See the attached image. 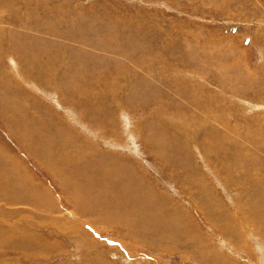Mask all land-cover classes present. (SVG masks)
I'll use <instances>...</instances> for the list:
<instances>
[{
  "label": "rangeland",
  "instance_id": "1",
  "mask_svg": "<svg viewBox=\"0 0 264 264\" xmlns=\"http://www.w3.org/2000/svg\"><path fill=\"white\" fill-rule=\"evenodd\" d=\"M0 264H264V0H0Z\"/></svg>",
  "mask_w": 264,
  "mask_h": 264
},
{
  "label": "bare ground",
  "instance_id": "2",
  "mask_svg": "<svg viewBox=\"0 0 264 264\" xmlns=\"http://www.w3.org/2000/svg\"><path fill=\"white\" fill-rule=\"evenodd\" d=\"M48 158V157H47ZM104 169V168H103ZM101 170H102V168H101ZM102 174V173H101ZM105 174V173H104ZM127 175V174H126ZM120 177V176H119ZM91 179V178H90ZM99 180V179H98ZM100 183H101V181H100ZM103 183V182H102ZM126 183H128V182H126ZM124 185V184H123ZM129 185V184H128ZM102 186V185H101ZM26 189V188H25ZM128 190V189H127ZM103 191V190H102ZM32 192V191H31ZM129 192H130V190H129ZM122 193V192H121ZM96 196V195H95ZM103 196V195H102ZM84 199V198H83ZM89 199L90 198H85L84 199V201L86 202V206L84 207V208H87L88 206H92L93 204L92 203H90V202H95L96 200L98 201V202H100V199L98 198V196L96 197V199H95V201H94V198H93V200L92 201H89ZM77 201H81V199L80 200H77ZM96 201V202H97ZM125 201H126V199H125ZM120 202V201H119ZM101 205V204H100ZM112 208V207H111ZM88 209V208H87ZM101 209V208H100ZM102 210V209H101ZM100 210V211H101ZM104 210V209H103ZM93 211V210H92ZM111 211V210H110ZM124 211V210H123ZM95 212V211H94ZM90 213V212H89ZM107 213V212H106ZM125 213V212H124ZM120 216H122V215H120ZM119 217V216H118ZM115 218V217H114ZM156 218V217H155ZM102 219V218H101ZM105 221H106V219H105ZM141 221V220H140ZM157 221V220H156ZM110 222V221H109ZM134 222V221H133ZM159 222V221H158ZM112 223V222H111ZM115 223V222H114ZM144 224V223H143ZM140 226V225H139ZM170 234V233H169Z\"/></svg>",
  "mask_w": 264,
  "mask_h": 264
}]
</instances>
